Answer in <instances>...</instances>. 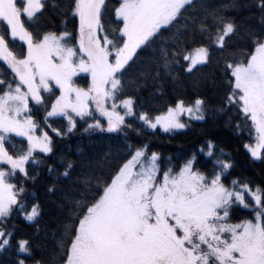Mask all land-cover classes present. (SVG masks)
<instances>
[{"label":"snow or ice","instance_id":"snow-or-ice-1","mask_svg":"<svg viewBox=\"0 0 264 264\" xmlns=\"http://www.w3.org/2000/svg\"><path fill=\"white\" fill-rule=\"evenodd\" d=\"M46 6L42 0H0V22L5 25L0 32V61L12 73L11 79L0 80L3 221L16 213L38 223L42 207L37 202L29 210L27 184H34L39 173H30L28 164L40 163L37 152L54 153L49 130L61 138L65 135L49 123L50 118L65 119L67 133L77 128L78 121L87 120L92 121L88 129L123 132L132 127L126 121L129 116L147 128L161 126L171 132L190 127L182 122L184 115L189 122L203 121L207 110L206 100L196 93L191 103L178 99L155 116L149 111L137 113L138 97L125 91L135 84L125 77L139 53L178 23L192 0H118L112 9L114 21H119L115 28L104 21L107 0H71L68 8L79 17L75 43H69L73 37L68 32L26 23ZM253 6L264 24V0ZM238 7L232 0L223 11L206 9L199 18L189 17L194 26L185 24L183 32L167 38L171 47L161 49L163 67L169 74L180 69L194 76L212 63L215 53H228L223 65L227 91L220 111L235 109L229 117L233 126L240 130L247 124L250 138L255 132V144L244 147L264 162V29L246 27L227 15ZM236 39L247 43L239 51H230L237 47ZM16 40L23 42L18 51L11 44ZM80 73L89 74L87 87L75 83ZM141 76L147 79L146 73ZM201 83L194 82L196 87ZM144 86L136 85L137 89ZM40 109L44 115L37 120ZM13 134L26 140L19 149ZM126 149L106 156L103 166L89 161L86 179L64 193L59 205L65 221L61 264H264V183L253 186L251 180L239 178L229 183L235 162L213 159L217 155L213 139L206 138L200 148L175 164L150 151L148 143L126 145ZM201 153L206 157L203 164ZM59 159L64 171L49 192L56 191L60 177L70 178L76 167L70 159ZM48 171L54 172V166ZM241 206L250 218L235 217ZM13 247L14 264H28L19 258L22 253L32 258V264H51L43 257L36 259L30 238L17 239L14 228H0V252Z\"/></svg>","mask_w":264,"mask_h":264},{"label":"trees","instance_id":"trees-1","mask_svg":"<svg viewBox=\"0 0 264 264\" xmlns=\"http://www.w3.org/2000/svg\"><path fill=\"white\" fill-rule=\"evenodd\" d=\"M46 7L34 20H26L32 28H42L57 33L68 32L72 34L69 43H75L78 35L79 17L73 15L68 5L71 0H43ZM232 3V0H192L190 7L179 22L166 30L163 35L151 47L139 53L133 70L125 77L127 80L135 81V84L126 88L127 95H135L138 100L135 105L136 112L149 111L153 116L166 111V107L173 104L178 99H184L191 103L199 93L207 103L205 119L203 121H192L190 127L182 130L165 132L161 128L150 129L143 125L138 118L129 116L126 118L131 128H125L123 132L109 133L107 131H94L88 129L90 120L78 121L77 128L71 133H67V121L62 117H52L49 123L53 127L59 128L65 135L61 138L49 130V135L53 138L54 153L46 155L37 152L39 164L31 161L28 164L30 173L38 172L39 177L35 183L27 184L29 193L27 199L30 206L39 203L42 213L36 221H27L22 214H13L11 219L0 220V228L5 230H16V238H30L32 240L36 259L42 257L50 261L51 264H61L60 257L63 254L61 247L62 226L65 223L64 215L59 205L65 192L73 186H79L77 181L83 182L86 179L85 172L89 161H98L103 166L106 156H115L126 151V145L150 144V151H155L166 160L171 159L173 164L181 162L184 157L200 148L206 138L213 139L217 144V155L213 159H229L235 162L232 174L228 176V181L239 178L241 181L251 180L253 186L264 183V162L251 157L245 144H255V132L249 134L247 124L242 129H236L230 122L229 117L235 114V109L231 113L220 111L223 105L224 93L227 78L223 75L224 61L228 53L221 55L215 53L212 63L203 67L194 76L186 75L183 70L175 69L168 73L163 67L162 48L171 47V40L178 31L185 30V24L189 28L193 27L189 17H201L205 10L218 9L223 11V6ZM239 6L227 12L229 16H235L243 25L250 26L255 30L264 29L261 23V13L254 7L258 0H235ZM118 0H107V11L104 21L107 26L115 28L119 21H114L112 9L117 6ZM247 5V7H245ZM122 26V25H120ZM5 30L3 22L0 23V32ZM23 42L11 41V44L18 51ZM236 48L230 51H239L246 45V40H234ZM155 49V51H153ZM151 61V63H146ZM159 72V78L154 79ZM147 74V79L141 76ZM10 68L3 61H0L1 80L11 79ZM89 76L85 75L77 79L78 84L87 85ZM200 80L202 83L196 87L194 82ZM137 84H144V87L137 89ZM58 94V93H57ZM44 115V111H38L37 120ZM86 129H88L86 131ZM13 140L17 144V149L26 143V140L13 135ZM219 149H223L220 153ZM207 151V149H205ZM230 154V156H229ZM65 160L75 162V169L72 170L70 178L60 177L56 182V191L49 192L48 188L53 184L59 173L64 171V164L60 162V157ZM206 157L201 153L200 163L203 164ZM49 166H54L55 171L49 172ZM210 167V162H209ZM23 182L22 177H18ZM15 182V181H14ZM235 217L248 219L251 213L242 206L235 212ZM233 222H236L235 220ZM15 244V241L13 242ZM20 259H26L28 264H32V258L27 254H20ZM17 259L16 249L13 247L8 251L0 252V264H14Z\"/></svg>","mask_w":264,"mask_h":264},{"label":"rangeland","instance_id":"rangeland-1","mask_svg":"<svg viewBox=\"0 0 264 264\" xmlns=\"http://www.w3.org/2000/svg\"><path fill=\"white\" fill-rule=\"evenodd\" d=\"M25 2H26V0H25ZM42 2H43V0H42ZM85 75L89 76V74H87V73H80L77 77L74 78V81H75V83L78 86H80V87H87L89 85V83H90V76H89V80H88V84L87 85L84 86L82 84H78L77 83V79L78 78H81L82 76H85ZM0 80H1V78H0ZM121 111H123V110L121 109ZM97 116H98V114H97ZM101 119L103 120V118H101ZM181 119H182V122H184V123H188L189 122V119H188L187 115H184ZM91 123H92V121L90 120L89 124H91ZM157 128H161L163 130V128L161 126H158ZM93 130L94 131H100L99 129H93ZM176 130H182V129H176ZM13 135H15V134H13ZM17 137H19V136H17ZM20 138H23V137H20ZM23 139H25V138H23Z\"/></svg>","mask_w":264,"mask_h":264}]
</instances>
